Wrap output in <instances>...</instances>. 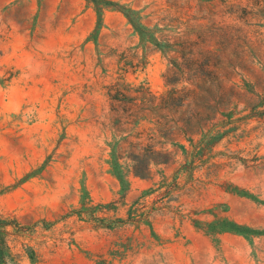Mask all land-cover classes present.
I'll list each match as a JSON object with an SVG mask.
<instances>
[{"label":"rangeland","instance_id":"1","mask_svg":"<svg viewBox=\"0 0 264 264\" xmlns=\"http://www.w3.org/2000/svg\"><path fill=\"white\" fill-rule=\"evenodd\" d=\"M0 264H264V0H0Z\"/></svg>","mask_w":264,"mask_h":264}]
</instances>
